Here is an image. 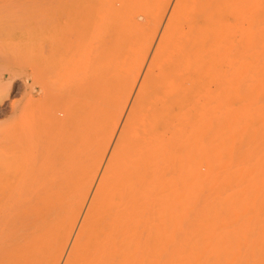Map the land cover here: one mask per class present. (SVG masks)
I'll list each match as a JSON object with an SVG mask.
<instances>
[{
  "label": "bare ground",
  "instance_id": "bare-ground-1",
  "mask_svg": "<svg viewBox=\"0 0 264 264\" xmlns=\"http://www.w3.org/2000/svg\"><path fill=\"white\" fill-rule=\"evenodd\" d=\"M206 2L221 23L203 20L204 29L230 27L236 11L247 20L235 29L229 56L233 86L223 83L216 34L175 35L173 50L156 52L64 264H264V0ZM186 5L177 0L174 17ZM88 38L93 46L85 54L69 40L51 57L44 54L48 60L71 55L78 63L51 66L49 76L48 64L32 71L34 80L43 74L51 83L75 77L81 96L48 92L45 81L36 99L18 106L24 135L2 143L0 261L4 252L12 253L5 264L59 262L140 69L123 43L102 41L96 33ZM191 44L202 58L173 68L171 60ZM201 62L225 87L194 96L190 80ZM217 93L222 97L215 99ZM41 104L52 115L39 120L38 112L35 119ZM63 110L75 118L58 128L54 118ZM50 127L59 130L46 132ZM55 142L68 147L60 159ZM50 173L53 189L38 186Z\"/></svg>",
  "mask_w": 264,
  "mask_h": 264
},
{
  "label": "rangeland",
  "instance_id": "rangeland-1",
  "mask_svg": "<svg viewBox=\"0 0 264 264\" xmlns=\"http://www.w3.org/2000/svg\"><path fill=\"white\" fill-rule=\"evenodd\" d=\"M96 2H98V0H95L94 2L93 0H0V92L5 94L0 100V150L2 148V143L5 144L8 140L11 141L13 137L14 139H17V137H19L18 133L20 132L21 135L25 133V127H23V124L21 125V122H16L18 117V106L21 102L24 101L25 104L27 102L26 100L28 99H36L38 97V93H40L41 87L43 86V84H45V81L46 87L48 86L49 88L47 89L46 87H44V89L46 88L47 91L49 90L48 92L57 91L58 93L59 90L60 92L62 90H73L75 91V95L77 97H80L82 92L84 91L82 84H80L82 82L79 83L78 80L72 76L64 77V79L60 81L58 79L56 81L55 77H52V81L53 78L55 80L51 83L50 80H48L50 82L46 80L47 77L46 79H44V77L41 76L43 74L39 75L38 73V78L34 80L36 76L32 73V71H34L35 68L36 70H44V68L48 66L47 73L49 76V73L52 70L57 68L60 69L64 64L70 65L74 62V60L75 63H78V58H75L71 55H66L63 57H53L51 60H48L50 59L49 56L53 54V51H57V49L60 47L59 45L64 40H69L73 43H76L77 48L80 49L81 53L85 54L86 51L88 49H91L93 46V43L89 40L88 35H94L96 33L99 37L98 39L101 38L102 41L104 40L109 42H119V44L123 43V46H125L124 50L127 49V52L131 54V58L138 59L140 64V69L134 77L130 94L123 108L124 110L120 115L119 121L117 122L108 147L105 151L104 156L102 157L100 167L98 168L90 191L85 199L84 205L79 213L65 249L63 250V254L61 255L57 264H64L66 262L67 256L70 252V248L72 247L73 241H75L76 239L75 237L77 236V232L79 231L80 225L87 211V207L91 201L93 193L100 181L102 172L112 153L119 133L125 123L126 117L131 109L137 92L140 89L147 70L151 66L156 52L160 49L161 51H164V49H166L165 51L173 50L178 38L175 35H182V38L184 39L186 38L185 35H190V37L194 38L196 35H203L204 32V35L209 36L216 34L217 40L219 41V48L224 52H222L223 55L221 53V56L219 54L221 60H218L220 59V57L217 60L218 63L221 64V70L225 71V73L223 71L224 75L222 74L225 79H223V83L227 86L225 87L224 84H221L222 80H219L221 82L219 83L225 88H228L229 86H231V84L233 86V82L230 81V76L232 75L231 66L234 65V61L231 62L232 60L229 56H231V49L233 47L232 44L234 43L235 45L236 42L235 37L237 39L236 30H238L237 28L240 29L241 25L247 26V23L245 22L247 20L242 19L241 16L243 15V13H240V11H236L235 16L230 17V27H226L224 24H220V26H215L213 30H210V28L204 29L205 21L216 19L219 22V18L215 17L217 16L215 15L217 11L214 12L215 8L212 7L213 5L209 2L207 3L206 0H187L185 11H183L177 17H174L173 13L176 8L177 0H99L100 3L98 7L95 6ZM95 8L96 10L98 9L99 12H96L94 10ZM99 8L101 9V11ZM196 16H199L200 18H197ZM100 18L104 22H102V20H99ZM214 20L212 22H214ZM100 21L102 23L99 24ZM242 21H244L243 24H241ZM93 24L98 28H96L97 30H94V32L92 31ZM215 24L219 25L218 23ZM230 32H234V35L233 33L229 34ZM166 35H171L170 39L172 38V41L170 43H163ZM193 51L195 52V54L191 55ZM229 51L230 53L228 55ZM44 54L50 55L46 57V55ZM35 55L38 58L37 60L44 59V61L42 60V63L40 61H37ZM180 56L171 60V66L173 68L179 67L181 63H183V66L186 65V63L189 61V58H195L196 60H199L200 58H202V50L197 51L194 45L191 44L190 46H186L183 49ZM45 58L47 59L45 60ZM47 61L50 62L48 63ZM83 61L84 58H82V62ZM201 64L203 65L202 62ZM51 66L54 67V69H52ZM201 66L195 70L197 73L195 71L193 72L192 80H190L192 81L190 82L191 88L193 84L195 85L193 86L192 90L194 96L199 93V90L201 92V89L202 92L207 90V93H212L215 92L216 88H218L217 86H220L218 84V81H216V77L212 73L208 72L207 69H205L206 66ZM200 68L202 69L200 70ZM205 72H207V76L203 77V75H206ZM226 73H228V75L225 76ZM219 75L221 74L218 73V76ZM222 75L219 77L222 78ZM49 78L50 77H48V79ZM106 80L107 78L103 79V81L105 82ZM121 82L122 81H119V83ZM203 83L206 87L203 85ZM121 84L123 85V83ZM28 87L29 89H27ZM204 88H206V90H204ZM208 88L210 91L208 90ZM206 92L202 93L203 96ZM57 93L54 92L53 94ZM210 93L208 95H210ZM220 95H218L217 93L215 99H217L218 96L220 97ZM198 97L200 98L202 97V95ZM42 105L43 104L40 105V108H36L37 112L34 109V112L37 113L36 115H34L35 119L37 118L38 112L40 115H38L37 119L39 120L41 118V115H52L48 114L50 109L46 108V105H44L42 108ZM235 108H237L236 105L231 106V109ZM26 111L24 110L25 114ZM63 111H59L62 112V115L60 114V116H57L58 118H54L56 119L54 121V126H57L58 128H60L61 126H66V124L71 122L70 120L75 118L74 115L72 116L73 113L66 110ZM44 117L42 118L43 121L45 120ZM24 119L27 120V118ZM26 120H22L23 122H25V125H27ZM39 120L36 121L38 122ZM43 121L42 124L44 123ZM55 122H58L57 125H55ZM62 122L67 123L63 124ZM15 123L17 127L15 126ZM42 124L41 126L39 125L41 128H43ZM44 124L47 125V123ZM22 127L24 130L22 129ZM18 128L22 130L19 131ZM57 129H53L52 127H50V129H45V131L50 133L51 131L53 132V130ZM5 133H7L8 135ZM5 135L7 136L5 137ZM21 135L20 137H22L24 134L22 136ZM10 137L11 139H9ZM57 140H59V138ZM66 140L68 142V139ZM46 141L50 142L48 139ZM59 141L60 143H62V140ZM57 143L59 144V142ZM55 145L57 146L56 142L54 146ZM56 146V149H54L53 147L52 148L54 149V152L56 154L55 157L57 159L62 158L68 153L67 146L63 147L61 146V144H59L57 147ZM1 156L2 155L0 154V162L3 163L4 160H2ZM1 163L0 172L2 171V166L4 165V163L3 165ZM48 175L49 176H44L46 178H43L44 180L41 179L39 184L37 185L40 187L43 186L45 187V189L52 190L55 186V175H51V173ZM10 253L11 252L6 251L2 254L0 264H5V262L9 260V257H11L12 254Z\"/></svg>",
  "mask_w": 264,
  "mask_h": 264
}]
</instances>
